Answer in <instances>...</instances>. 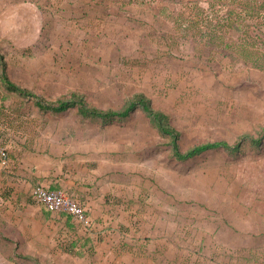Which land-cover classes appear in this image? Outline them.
<instances>
[{
	"label": "rangeland",
	"instance_id": "obj_1",
	"mask_svg": "<svg viewBox=\"0 0 264 264\" xmlns=\"http://www.w3.org/2000/svg\"><path fill=\"white\" fill-rule=\"evenodd\" d=\"M213 143L227 148L176 155ZM0 148L20 183L24 148L100 167L116 215L75 227L86 260L39 225L34 256L0 234V264H264V0H0Z\"/></svg>",
	"mask_w": 264,
	"mask_h": 264
},
{
	"label": "crops",
	"instance_id": "obj_2",
	"mask_svg": "<svg viewBox=\"0 0 264 264\" xmlns=\"http://www.w3.org/2000/svg\"><path fill=\"white\" fill-rule=\"evenodd\" d=\"M23 154V156L29 154L32 170L27 168L28 163L24 158L20 161L21 159L16 152L9 154V158L14 160L17 165L19 162L21 163L15 174L21 180H25L26 183L18 182L13 176L11 179L7 178L6 180L0 177V186L2 184L4 189L12 194V200L6 202V209L0 211V234L13 241L14 245L18 246V251L34 256L37 250L41 251L43 248L36 242L32 246L28 245L25 234L31 232L30 228L38 233L39 225L40 228H50L53 234L60 235L69 244L68 249L66 248L65 251L66 256H76L75 258L80 261L86 260L87 252L93 248L91 236L81 235L80 230L72 226L70 217L65 216V214H47L46 212V214H42L44 211L31 202L29 195L32 188L38 185L50 190L66 191L84 206L93 221L102 224L116 217L115 214H112L114 207L107 203L108 198L103 192L104 181L102 179L104 173L102 169L88 164V167L91 168L87 170V166H84L76 156L71 157L68 161L65 156L60 165L56 166L48 163L46 167H43L44 162L42 159L47 158V156L40 157L37 152L29 151L26 148H24ZM53 167H56V169H53ZM4 172L6 171L1 168L0 175ZM106 187L105 189H107ZM111 229H113V226ZM56 230L58 231L56 232ZM72 252L74 256H71ZM66 256H63V258H66ZM53 257L55 256L52 255L49 258L52 259ZM41 259L42 261L38 259L41 264L50 263V260L48 261L46 257Z\"/></svg>",
	"mask_w": 264,
	"mask_h": 264
},
{
	"label": "trees",
	"instance_id": "obj_3",
	"mask_svg": "<svg viewBox=\"0 0 264 264\" xmlns=\"http://www.w3.org/2000/svg\"><path fill=\"white\" fill-rule=\"evenodd\" d=\"M258 13H260V10L258 8H255L254 10H253V8H248V9H242L241 8V10L239 8V10L236 9V11L234 12V14L237 16V18H240V16L241 17H245V16L253 17L254 15H256ZM233 20H234L235 24H237V22H239V21H237L234 18H233ZM242 43H244V44H242ZM246 45H248V43L245 44V42H239L238 46H236V50L239 49V51H243L244 52L243 53L244 56H247V57L240 58L241 62H243V63H249L250 61L253 60V59H251L252 57L251 58L249 57V55L253 54V53H250L251 51H253L252 46L251 47H248ZM224 46L227 47L226 45H224ZM248 49H249L250 52H248ZM254 55L255 54H253V56ZM58 101H60V100H58ZM58 101H56L54 104H49V103H46L45 104L43 102H39L38 101L36 105L39 108H41V109H43L45 111L52 112V113H61V112L67 111L69 108H71V107H73L75 105V102H64V101L58 102ZM138 101L140 103H143V100L142 99H139ZM135 105L136 104H130L128 106V108L124 112H122V113H117V112H102V111H99L97 109H92V110H90L91 111L90 112V116H94V117H98V118H103L105 120H111L115 116H122V117L123 116H126L127 113L130 110H132L133 108H135ZM216 148H227V145L226 144H223V143H213V144H208V145H205V146L196 147V148H194L193 150L187 152L184 155H180L179 153L176 152V155H177V157L179 159H188V158L193 157L195 155L201 154L202 152L207 151L209 149H216ZM34 188H32L29 197H30L31 202H33L35 204L34 198H33V195H32V191H33ZM64 192L71 196L70 193H68L66 191H64ZM39 207L44 212H46L47 214H53V213L47 211L44 207H42V206H39ZM86 213H87V211H86ZM70 221L72 222L71 224H73L72 226H75L77 228L80 227L79 225H77L76 223H74L71 218H70ZM65 242H66V240H65ZM68 246H69V244L66 242V248L67 249H68Z\"/></svg>",
	"mask_w": 264,
	"mask_h": 264
},
{
	"label": "built area",
	"instance_id": "obj_4",
	"mask_svg": "<svg viewBox=\"0 0 264 264\" xmlns=\"http://www.w3.org/2000/svg\"><path fill=\"white\" fill-rule=\"evenodd\" d=\"M6 160V152L0 148L1 163H5ZM32 195L37 206H42L53 214H65L81 229L91 230L93 220L86 213L84 206L63 190H50L44 186H36L32 191Z\"/></svg>",
	"mask_w": 264,
	"mask_h": 264
}]
</instances>
